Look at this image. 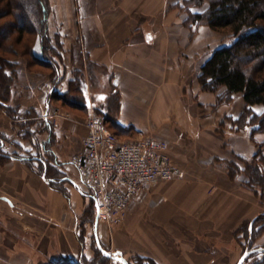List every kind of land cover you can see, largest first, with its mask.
Segmentation results:
<instances>
[{
    "label": "crops",
    "instance_id": "0c3cea01",
    "mask_svg": "<svg viewBox=\"0 0 264 264\" xmlns=\"http://www.w3.org/2000/svg\"><path fill=\"white\" fill-rule=\"evenodd\" d=\"M49 1L50 35L62 46L61 56L54 57L57 79L51 83L39 74L34 78V73L21 66L9 100L0 104L5 153L0 154V264L93 259L89 237L81 234L80 227L90 203L95 208L89 221L96 246L98 241L110 250L92 191L71 161L82 149L87 111H108L113 94L119 97L118 126L132 127L141 137L168 139L176 153L187 154L184 136L190 144L208 148L201 159L213 179L183 185L179 184L185 179L183 172L180 178L154 182L132 202L117 243L127 245L129 234L137 233L139 227L147 232L150 244L143 257L157 264H217L218 250L237 258L235 233L258 216L261 206L243 187L244 176L231 179L226 165L235 159H252L264 134L233 125L232 119L246 107L242 94L218 105V95L225 89L209 93L189 83L209 58L195 47L200 38L209 37L210 28L194 27L198 35L189 39L183 0ZM91 64L104 72L96 81L99 84L88 79ZM79 81L82 102L75 107L65 103L62 109L68 116L51 121L48 116L55 100L65 101L62 98L70 93L71 85ZM252 109L264 110L261 105ZM201 111L207 112L201 116ZM56 173L64 175L56 177ZM211 185L218 188L217 195L207 193ZM157 190L167 198L152 200ZM145 204L160 209L148 215L142 210ZM193 239L205 246L196 247ZM114 250L129 259L124 248Z\"/></svg>",
    "mask_w": 264,
    "mask_h": 264
},
{
    "label": "trees",
    "instance_id": "16d2710c",
    "mask_svg": "<svg viewBox=\"0 0 264 264\" xmlns=\"http://www.w3.org/2000/svg\"><path fill=\"white\" fill-rule=\"evenodd\" d=\"M205 4H208L205 11L195 10ZM182 9L188 13L190 25L203 23L216 32L227 30L232 32L233 42L219 47L210 55L201 67L198 81L205 92L218 93L225 89L218 95V105L231 102L235 94H242L246 107L239 118L232 120L233 124L236 129H242L240 124L250 117L260 121V126L254 132H264V110L262 114H256L252 109L255 105L264 108V0H183ZM50 11L49 0H0V20L6 17H13L14 20L0 27V44L12 43L10 38L14 32L21 36L30 30L36 31V43L32 47L33 58L54 65V61L46 57V51L50 49L48 43L51 44L48 33ZM16 41L19 42L20 39L17 38ZM12 45L13 43L10 47ZM36 47L39 48L40 54L36 53ZM8 52L14 56L18 55V51L12 47ZM9 65L13 69L14 64L6 59H0V104L6 103L11 95L12 76L7 72ZM111 102L109 111L113 110L115 101ZM115 104L117 113L119 100ZM101 116L104 117L107 126L108 123H112L106 115ZM109 128L121 138L119 131H135L132 127L124 128L116 123L114 127ZM3 149L4 140L0 138L1 155H5ZM252 160L253 162H249L242 159L246 167L241 169L232 164V167H228V174L232 178L243 174L246 179L242 184L257 192L256 187L261 186L264 181V155L259 151ZM54 180L58 181L57 178ZM92 214L93 216L95 214L94 205ZM258 218V216L255 218L254 224ZM251 238L252 236L248 243L252 241ZM139 259L140 264H157L151 258ZM107 262L108 258L100 248H97V257L94 259L88 260L82 256L79 262L67 261L58 264H108ZM255 264H264V258Z\"/></svg>",
    "mask_w": 264,
    "mask_h": 264
},
{
    "label": "rangeland",
    "instance_id": "374dc122",
    "mask_svg": "<svg viewBox=\"0 0 264 264\" xmlns=\"http://www.w3.org/2000/svg\"><path fill=\"white\" fill-rule=\"evenodd\" d=\"M50 2V1H49ZM208 8V4L203 5L200 8L195 9L196 11H205ZM188 14V13H187ZM50 17V15H49ZM14 21L13 17H6L4 19L0 20V27L3 26L4 24ZM186 27H188L189 29V39H196L197 35H198V29L206 26L208 27L206 24H197V25H191V27L189 26L190 23L186 22L185 23ZM194 27H198V29L194 28ZM209 28V27H208ZM212 32V33H211ZM48 33L50 35V30H49V21H48ZM17 38L20 39L19 42H17ZM36 38H37V34L36 31L32 32V30H30L29 32H25L24 34H22L20 36V34L18 32H14L10 38L11 42L13 43V45L11 46L12 49L17 50L18 51V55L14 56L12 54H10L8 52V50H11L10 44L12 43H2L0 44V59H6L8 61H10L11 64L13 65V69H11V66L9 69H7L8 74H10V76H12V81H11V86L12 88L15 87L16 82H17V72L19 70V68L21 66L24 67V69H26L30 74L34 73L32 76L35 78L36 75H38L39 78L45 80H49L51 83L57 79L55 77V71H53L55 69V66H51L48 65L47 63H43L40 62L36 59L33 58L32 56V47L35 45L36 43ZM51 38V35H50ZM1 39V37H0ZM234 40V37L232 35V32L230 31H221V32H216L214 30L211 31L210 29V35L209 37H203L200 38L199 42L197 43V46L195 47L196 50L199 51V53L203 54L206 53L210 55L219 47L225 46V45H230ZM49 45V50L46 51V57L47 58H51L53 61L55 60L54 57H60L61 56V50H62V46L59 45V42L57 39H53L51 38V44L48 43ZM214 47V48H213ZM7 51V52H6ZM37 54H40V50L38 47H36L35 49ZM201 59V58H200ZM203 58L200 60V65L202 64ZM21 63L23 65H21ZM58 65V63L55 61L54 65ZM92 66H88L89 68V74H88V79H92L93 78V82L96 84H99V81L96 82L98 80L99 75H102L103 70L98 67L95 66L94 64H91ZM79 69H77L78 71ZM37 73V74H36ZM201 73V72H200ZM200 75V74H199ZM198 75V77H199ZM31 76V75H30ZM31 76V77H32ZM75 76V75H74ZM94 76V77H93ZM96 77V78H95ZM198 77L195 76V79L190 80L189 83L192 84L194 83V85H199L200 89L202 90L199 81H198ZM76 78V77H75ZM74 78V79H75ZM78 78V77H77ZM95 79V80H94ZM82 82V81H81ZM41 86V85H40ZM80 87V81L79 84L77 83H73L71 85V90L69 94H66L65 97V101L60 100V102H58V100H55V106L52 109L51 112V118L50 120L53 122H58V120H62L63 117H67L68 114L66 112L63 111L62 106L66 103L67 105L70 104L73 107L75 106H79V102H82V100L84 99V96L81 95L78 90ZM77 90V91H76ZM203 91V90H202ZM205 92V91H204ZM117 100H119L118 94H113L110 98V104H112L111 101H115L117 102ZM115 102H113V110L112 111H103L102 109H96V111L94 110V113L101 115L103 114L104 116L106 115L108 120H111L112 123H108L109 127H114L115 126V116H116V104ZM75 103V104H74ZM218 104V103H217ZM75 105V106H74ZM109 105V104H108ZM109 107V106H108ZM217 109V108H215ZM88 112V117H90V115L93 113L90 110L87 111ZM207 111H201L199 112V114L201 116H204ZM256 114H262V113H258L256 111H254ZM243 113V112H242ZM241 113V114H242ZM203 114V115H202ZM241 114L237 117L239 118L241 116ZM236 118V119H237ZM231 119V118H230ZM229 120V119H228ZM233 120V119H232ZM233 123V122H232ZM260 124V121H255L253 119H250V117L246 118L244 123H241L240 126H242V129H250L252 132H254V130L256 128H258V126ZM234 125V124H233ZM235 126V125H234ZM219 130H222V126L220 127ZM128 131V130H127ZM119 131L118 133L122 136V139L124 140H136L138 138H141V136H139L137 134V131H132L129 130V132H122ZM259 133H263L264 132H259ZM185 140L183 143L184 146V150L187 151V154L183 151L181 152H174V150H171V142H169L168 140V145H169V153L170 156L173 160V162L175 164H177L184 172L185 176L183 180H179V184H200L201 182L204 183H210L212 179V175L208 174V170L204 169L207 168V166H204V159H201V157H203V154H208V148L204 149L203 147H201V145L197 144V145H193L190 144V139H186V136L183 137ZM166 140V141H167ZM261 152L264 155V142L262 144H260L259 146V150L258 152ZM204 158V157H203ZM249 162H253L252 159L247 160ZM59 164V163H58ZM232 164H236L237 167L244 168L246 167L245 164L241 161V160H233L232 162H228L226 167L228 169V167H232ZM60 165V164H59ZM199 166L203 167V169L206 171H200L199 170ZM57 168V167H56ZM234 168V167H233ZM58 169V168H57ZM198 169V170H197ZM72 171V170H71ZM64 175V173L61 174H57L56 173V177H62ZM229 176V174H228ZM240 176V175H239ZM238 175L235 176V178L230 177L231 179H236V177H239ZM242 176H244L242 174ZM244 178L246 179V176H244ZM169 185L168 183H166L164 186ZM162 186V187H164ZM211 189L209 191H207V193H209V195H217L218 193V188L216 189V187L214 185H211ZM243 187H245L243 185ZM249 193L251 194L250 196H252V198H254L255 200H258V206L261 210V212L258 214V220L255 224H253L252 228L250 227L251 221L246 222L245 224H243L235 233V239L233 240V246L236 247L237 251H238V256L237 258L235 257V254L232 253V255H230L229 257L227 255H224V252H222V250H218V252L221 253V255L217 256V264L218 262H223V264H237L238 260L240 259V257L242 256V254L247 251V250H252V249H256V248H264V181L262 183V185H258L256 187L257 192L254 191L253 189L247 188L245 187ZM156 196L152 195L151 199L155 200V201H159V200H163L165 199L164 197H166L164 194H162L160 192V190H157L156 192ZM138 197V196H137ZM167 198V197H166ZM132 204V203H131ZM131 204L128 208L126 217L123 219V221L119 224L114 226L113 229H110L108 227V225L106 223H104L105 229V234L104 236H107L108 241H109V245H110V250H107L108 252H116L115 250L113 251V249H116L118 247L120 248H124L127 251V256L129 257L126 258L129 264H140V257H143V250L145 248V246H150V244L147 243L146 241V236H148L147 232L145 231V229H141L138 227V231L130 233L129 234V238L128 239V243L127 245H123L121 241V243H117V236L119 235V233L121 231H119V228L122 227V224L124 223L125 219L128 217V215L130 214L129 210L131 208ZM159 207H152V206H148V204H145L144 206H142V210H144L145 214L151 215V214H156V212L159 210ZM92 210H93V204L90 203V205L87 207L85 214H83V216L81 217V223H80V227H81V234L82 232L88 237H89V250L92 252L93 255V259L97 257V248L98 246H96L95 240H94V236L92 234V218H93V214H92ZM143 213V214H144ZM257 217V216H256ZM91 222H90V221ZM89 221V225L87 226L86 223H88ZM86 224V225H84ZM142 225V223L139 224V226ZM107 228V229H106ZM119 231V232H118ZM118 232V233H117ZM153 234V233H152ZM158 234V233H157ZM169 235V234H167ZM252 236L251 240L248 243L249 238ZM175 238V235L173 236ZM185 240V239H184ZM193 241L195 242V246L196 247H203L205 245H203V242H201V240L197 243L196 241L193 239ZM223 241H228V240H223ZM220 243V242H219ZM224 243V242H222ZM103 248V247H102ZM104 249V248H103ZM105 250V249H104ZM232 258L233 262L229 263V259ZM264 258V253L260 254V253H255L252 254L244 264H255L256 262L262 260ZM223 261H220V260ZM89 260V259H88ZM131 261V262H130ZM231 261V260H230ZM108 264H119V262L113 260L112 258H108Z\"/></svg>",
    "mask_w": 264,
    "mask_h": 264
},
{
    "label": "built area",
    "instance_id": "2783aa9c",
    "mask_svg": "<svg viewBox=\"0 0 264 264\" xmlns=\"http://www.w3.org/2000/svg\"><path fill=\"white\" fill-rule=\"evenodd\" d=\"M84 124L82 149L71 163L92 191L97 219L110 229L123 221L130 204L151 184L183 176L166 141L149 136L124 140L94 112Z\"/></svg>",
    "mask_w": 264,
    "mask_h": 264
},
{
    "label": "water",
    "instance_id": "95a60500",
    "mask_svg": "<svg viewBox=\"0 0 264 264\" xmlns=\"http://www.w3.org/2000/svg\"><path fill=\"white\" fill-rule=\"evenodd\" d=\"M255 219H253L251 221L250 227L252 228L253 224H254ZM98 247L100 248V250H102L103 254L107 257V258H112L113 260L119 262V264H129L127 259L123 256V253L121 251H116V252H108L106 250H104L102 248V246L98 243ZM255 253H264V248H256V249H252V250H247L245 251L242 256L240 257V259L238 260L237 264H244L246 262V260Z\"/></svg>",
    "mask_w": 264,
    "mask_h": 264
}]
</instances>
